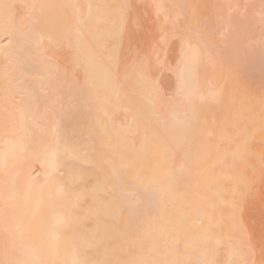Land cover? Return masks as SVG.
<instances>
[{
    "label": "bare ground",
    "instance_id": "bare-ground-1",
    "mask_svg": "<svg viewBox=\"0 0 264 264\" xmlns=\"http://www.w3.org/2000/svg\"><path fill=\"white\" fill-rule=\"evenodd\" d=\"M191 1L0 0V264H264L239 127L264 146V113L232 111L198 28L211 5L232 31L244 2L262 32L264 0ZM143 16L178 36L136 48Z\"/></svg>",
    "mask_w": 264,
    "mask_h": 264
},
{
    "label": "rangeland",
    "instance_id": "rangeland-1",
    "mask_svg": "<svg viewBox=\"0 0 264 264\" xmlns=\"http://www.w3.org/2000/svg\"><path fill=\"white\" fill-rule=\"evenodd\" d=\"M189 1L192 2L191 0H189ZM241 1L242 0H240L238 3H240ZM195 2H197V1L195 0ZM197 3H199V1ZM197 3H196L197 7L200 8L199 4L202 3L201 0H200L199 4H197ZM238 3H237V5H238ZM243 4H244V2L242 3V5L239 4L241 6V8L239 10L237 9V11H235V12L233 11V13H231V16L229 14L230 19H232V17H233L234 21H235V26L232 29L233 33H232L231 29L227 32L222 31V29L224 30V27L220 24V22H218L219 18L217 15L214 14L215 12H214L211 5H209V7H207V17H208L207 21H208V19H209V21L204 23V24L198 23V25L199 24L201 25V27H198V28H201V30H207L208 31V33H206L207 35L202 34L203 41H205L209 45V47L211 48V52H214V51L218 52L219 51L220 55H222L224 57L223 60L220 61V65L222 66V69H225V71L229 73L228 80L230 82L234 81V84H236V85H233L232 87L231 86L230 87L231 88L236 87L235 89H237L239 96L242 97L241 98L243 100V101L241 100L242 102L239 103L238 102L239 100H237L238 107L236 106L237 104L232 103L233 105L236 106V108L233 110L230 108V110L238 111L237 109L242 107L241 103H243L244 107H246L248 105L249 109L247 110V108H245V109L243 108V111H241L242 108H240L241 110H239L236 114L239 113V115H240V113H241L242 115H240V116H244V118H248V116H249V118H251V117L256 118L257 117V119H259L258 117L260 115H262V113H264V61H262V59H264V28H262V32H261L260 27L256 26V24L250 23V24H246L245 26L244 25L242 26V24H240L239 18H240V15L242 13L240 11L243 8ZM222 6H223L222 9L225 11V14H226L227 13L226 8H225L226 3L223 4V2H222ZM238 6H236V8H238ZM188 7L186 8L183 6V9H182L183 12L182 11L181 12L183 13L184 18L181 17L182 19L179 20V25H181V24L183 25V23L185 25V23L187 22L186 21L187 17L185 18V16H187V12L189 10ZM184 8H185V10H184ZM198 8H197V10H198ZM145 17L146 16H143L142 18L144 19ZM146 19L140 20L141 21L140 23L143 24L142 25L143 27H141L142 31L139 30V33H137V34H141V35L138 37V41L140 43L138 41H137V43H139V44L134 43V44H136L135 47L138 46L136 48L139 49V45L141 48L144 45L145 46L148 45V49H149V47L152 45V42H154L155 40L156 41L154 42V44L156 43L155 45H157V43H159L158 42L159 40L164 39V41L166 42V41L174 38L172 35H174L175 38L178 36V29H176V27L174 25L170 24L169 22H165V24H163V23L159 24V27H161L160 29L164 28V30H165V33H162L163 35H161V34H158L157 32L161 33L164 30H162V31L159 30V27L157 26L158 22L155 24V22L152 20L153 23L151 24V22H149L151 20L148 19V21H147ZM142 21H144V22H142ZM184 21H186V22H184ZM146 25H147V27H145ZM162 25H163V27H162ZM192 25H193V23H192ZM155 26H157L158 28ZM153 27L157 28V31H155V29H153ZM183 27H180V28L183 29ZM243 27H244V29H243ZM146 35H148L149 37ZM144 36H146V37H144ZM141 41H143V44ZM147 42H151V43H147ZM141 44H142V46H141ZM223 53H224V55H223ZM166 61L168 62V60H166ZM218 63H219V61L216 62L214 67H213L214 69L217 68L215 70H218L219 68L221 69V66L220 67L216 66V65H218ZM166 65H168V64H166ZM164 67H166V66H164ZM157 69H158V67H157ZM159 70H161V68L158 69L159 76H160V73L162 74L161 71H163L164 76L162 79L163 80L166 79V81H167L168 77L165 74V70H161V71H159ZM165 76H166V78H165ZM238 93H237V95H238ZM240 93H242L243 95L242 94L240 95ZM243 97H244V99H243ZM238 98L239 97L237 96V99ZM246 98H247V101L245 100ZM221 104H223V105H221V107L223 106L222 110H224L225 104L223 102ZM249 110H251L250 112H252V113H250ZM251 114H252V116H251ZM246 120H242L241 121L242 124H241V126L239 125V127L244 130V135L248 134L246 136H250L248 138V140L251 139L250 140L251 143H250V141L248 142V140H247V142L250 143L249 146L247 145L248 147H250V151H248V152H251V154L254 153L256 155L259 154V156L253 157L251 154H249L248 157L250 156V158H253L252 161H249V160H251L250 158H248L249 160L245 159V158H247V156L244 157V160L251 162L252 163L251 165L253 166V168H259V169L261 168L262 169V170H260V174L253 172L254 175L251 174V176L253 175L254 176L253 179H255V181H257V182L254 181L255 183L259 182L258 184H260V185L258 188H260V190H263L264 188L261 185H264V166L262 164L263 163L262 161L264 160V146L261 143L262 146L260 147V143L259 144L255 143L256 140L254 141L255 138L253 139V137L256 136L254 134L256 126H254V124L255 123L257 124L258 122H254V124L252 123L254 128H255V129H253L252 124H250V126H246L248 124V119H246ZM245 123H247V124L245 125ZM226 125L228 126V124H226ZM243 125L250 128L249 131L251 133L250 132L248 133V131H246L247 128L243 127ZM227 126H225V127L227 128ZM225 127L223 126L222 129L225 130ZM252 135H254V136L252 137ZM252 139H253V141H252ZM247 142H244V143L248 144ZM231 145H232V147L234 146L233 144H231ZM247 146H245V148L244 147L241 148L239 146L238 148H236V149L234 148V149L237 153H240L241 151L243 152V150L246 151L248 149V148L246 149ZM232 147L230 146V148H232ZM258 149L260 150V152L257 151ZM238 151H240V152H238ZM256 158H258V159L260 158L261 160H258V162L255 163V161H257ZM254 163H255V165H254ZM260 163L262 165H260ZM259 165L261 167H259ZM255 166H257V167H255ZM257 176H259V179H257ZM251 182L254 183L253 180ZM259 207H260V205H259Z\"/></svg>",
    "mask_w": 264,
    "mask_h": 264
}]
</instances>
